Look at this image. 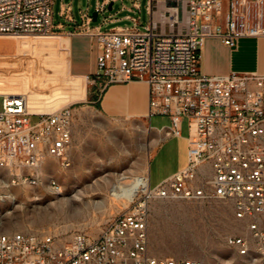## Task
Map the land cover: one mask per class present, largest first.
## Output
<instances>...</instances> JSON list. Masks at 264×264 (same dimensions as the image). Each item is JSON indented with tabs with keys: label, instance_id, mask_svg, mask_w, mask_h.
I'll return each mask as SVG.
<instances>
[{
	"label": "built area",
	"instance_id": "obj_1",
	"mask_svg": "<svg viewBox=\"0 0 264 264\" xmlns=\"http://www.w3.org/2000/svg\"><path fill=\"white\" fill-rule=\"evenodd\" d=\"M140 1L133 0L129 11H140ZM109 3H97L98 15ZM146 8L145 27L128 16L133 25L106 31L102 25L111 17L91 27L89 7L80 11L79 31L95 40L98 51L89 84L103 91L146 83L148 116L170 118L167 136H180L181 121L188 120L187 165L155 186L148 176L131 178L137 186L129 196L122 182L114 184L110 195L127 201L126 209L96 236L0 234V264H199L150 251L149 206L155 200L231 204L247 235H228L227 244L264 264V75L210 76L199 69L207 38L234 48L242 38L264 37V0H147ZM60 28L53 24V0H0V36H47ZM0 96V169L14 177L12 183H35L49 158L68 168L75 105L36 114L25 95Z\"/></svg>",
	"mask_w": 264,
	"mask_h": 264
},
{
	"label": "crops",
	"instance_id": "obj_2",
	"mask_svg": "<svg viewBox=\"0 0 264 264\" xmlns=\"http://www.w3.org/2000/svg\"><path fill=\"white\" fill-rule=\"evenodd\" d=\"M103 1L97 0V3ZM107 1L114 3L116 0ZM130 8L123 4L122 9L129 11ZM60 15L73 26L66 30L67 37L0 36V40L10 46L7 51H0V94H27L29 110L36 114L51 112L67 99L74 105L84 104L75 107L70 149V166L74 170L70 174L81 169L103 168L105 161V165L122 170L112 173L111 186L124 183L125 180L120 178L123 175L128 179L148 176L152 184V162L166 143L169 147H165V156L171 158L177 146L181 160L166 168L154 181L155 185L183 169L187 165L190 137L188 120L182 119L180 136H167L165 129L171 124L170 118L148 116L149 87L146 83L114 84L103 91L90 85L89 78L97 70L96 42L79 31L81 27L73 15L72 3H62ZM128 16L131 15L122 18ZM122 18L111 17L110 20L115 22ZM59 25L63 28V24ZM63 51H66V58L69 52V64L67 71L61 73L58 65ZM201 54L199 69L203 74L257 71L264 75V37L242 38L234 48L224 45L219 38L210 37L204 41ZM85 108L88 114L82 111ZM91 116L96 117L94 124L87 123ZM159 121L161 125L157 124ZM184 121L187 122V133L182 136ZM122 145H127V149H122ZM83 154H87L88 159H84ZM60 168L59 177L64 178L67 168ZM63 188L58 184L60 191Z\"/></svg>",
	"mask_w": 264,
	"mask_h": 264
},
{
	"label": "rangeland",
	"instance_id": "obj_3",
	"mask_svg": "<svg viewBox=\"0 0 264 264\" xmlns=\"http://www.w3.org/2000/svg\"><path fill=\"white\" fill-rule=\"evenodd\" d=\"M132 1H114L112 10L107 9L99 13L97 21H92L90 26L101 25L105 18H122L129 14L139 21L140 27H145L150 21L146 8L147 0L140 1V11L122 9L123 4L132 6ZM62 3H72L73 15L76 22L81 24L80 11H85L89 7V14L92 16L97 0H53V24H63V28L56 29L53 34L47 36L5 37L49 38L59 35L67 37L66 30L73 26L60 15ZM131 25H133L132 20L122 18L115 22H107L102 25V30ZM9 47L6 41L0 40V51H7ZM60 56L58 71L62 73L67 71L69 52L67 58L66 51H63ZM246 61L249 63L250 59L247 58ZM67 91L70 89L68 88ZM72 103L74 102L67 99L54 110ZM79 106L82 107L84 104L78 103L74 107ZM2 110L3 96H0V111ZM82 111L89 113L87 108ZM37 119V117L32 118L33 121ZM88 119H90L87 122L89 124L96 122L94 116ZM157 124L161 125L162 122L159 121ZM186 133L187 122L184 121L182 136ZM165 147H169V143L162 147L152 162V186L166 168L181 160V153L177 146L171 158L165 156ZM122 149H127V145H122ZM82 157L88 159L87 154H83ZM105 164L104 161L103 168L77 170L76 174H70L74 170L71 165L65 170L66 176L62 178V176L59 177V171L62 170L59 163L56 159L49 158L43 166L42 175L36 179L35 183H23L20 180L17 184L12 183L14 177L8 171L0 169V234L38 231L56 234L63 240L70 239L75 233L98 235L127 206V201L117 200L110 195L114 185L111 186L109 182L113 177L112 173L122 170ZM130 181L131 178L126 179L123 184H128ZM58 184L63 185V191H59ZM148 233L149 249L155 255L189 259L199 264H261L257 257L240 256L227 244L226 236L228 235H247L244 223L235 219L229 203L152 201L149 206Z\"/></svg>",
	"mask_w": 264,
	"mask_h": 264
},
{
	"label": "bare ground",
	"instance_id": "obj_4",
	"mask_svg": "<svg viewBox=\"0 0 264 264\" xmlns=\"http://www.w3.org/2000/svg\"><path fill=\"white\" fill-rule=\"evenodd\" d=\"M2 95H5V96H14V95H25L26 96V98H27V103H28V96H27V94H25V93H18V94H7V93H3ZM124 176V175H123ZM120 179V178H119ZM136 186H137V184H136V182L135 181H130V183H128V184H121V190L126 194V195H130V194H132L134 191H135V189H136ZM116 199V198H115Z\"/></svg>",
	"mask_w": 264,
	"mask_h": 264
},
{
	"label": "water",
	"instance_id": "obj_5",
	"mask_svg": "<svg viewBox=\"0 0 264 264\" xmlns=\"http://www.w3.org/2000/svg\"><path fill=\"white\" fill-rule=\"evenodd\" d=\"M112 6H113V1H111L108 5V10H112ZM93 21H97L98 19V12L97 11H94L93 14Z\"/></svg>",
	"mask_w": 264,
	"mask_h": 264
}]
</instances>
